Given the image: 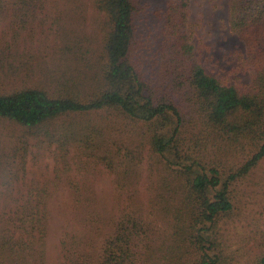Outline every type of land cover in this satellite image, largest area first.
<instances>
[{
	"label": "trees",
	"instance_id": "trees-1",
	"mask_svg": "<svg viewBox=\"0 0 264 264\" xmlns=\"http://www.w3.org/2000/svg\"><path fill=\"white\" fill-rule=\"evenodd\" d=\"M188 14V0H165L146 24L147 48L135 0H0V264H45L60 195L58 264H230L218 224L235 182L264 158V0H230L248 92L206 72ZM74 114L85 116L64 119ZM101 117L105 125L91 123ZM192 132L251 154L225 174L196 157ZM135 138L156 156L166 198L135 200ZM51 147L52 168L28 177V163ZM98 169L118 176L119 209L96 200Z\"/></svg>",
	"mask_w": 264,
	"mask_h": 264
},
{
	"label": "rangeland",
	"instance_id": "rangeland-1",
	"mask_svg": "<svg viewBox=\"0 0 264 264\" xmlns=\"http://www.w3.org/2000/svg\"><path fill=\"white\" fill-rule=\"evenodd\" d=\"M135 3L141 14L140 32L146 47L150 48L148 37L144 35V31H147L146 24L157 23L155 16L161 14L165 0H135ZM188 11V22L193 30L191 38L193 53L206 72L224 84L236 85L240 92L251 91V74L243 64L245 46L229 26L230 0H188ZM87 23L85 33L91 35L94 24H92L90 11L87 14ZM39 37L40 34L36 31L33 36L34 52ZM84 116L85 114H74L64 119L72 118V123L76 124ZM102 120L103 117L91 123L103 126L105 122ZM186 136L191 139L190 144L198 150V153L195 151L196 155L198 154L196 157H203L205 163L218 165L225 174L241 165L252 150L250 145L245 148L227 146L219 138L212 140L211 137L193 132L187 133ZM29 142L32 144L31 152L37 155L36 139L29 138ZM127 143L130 142L127 141ZM131 148L139 152L140 158L137 177L135 171L132 177L129 176L131 184L136 189L137 198L135 196V200L140 199L139 201L145 203L149 191L160 192L166 198L167 189L157 183L156 156L151 154L138 138H135V143ZM46 149V152L37 156L39 162L35 165L28 163V177L38 173V170L44 168L45 165L49 168L54 165L50 158V151L53 147ZM95 176L94 190L101 208L117 205L119 209L125 200L116 195L115 186H117L118 176L109 174L105 169H98ZM126 188L130 189V185ZM232 195L234 197L233 209L218 224L220 235L218 241L221 243L223 253L227 254L230 264H252L256 257L264 254V158L247 176L235 182ZM62 201L64 197L60 195L52 198L50 202L52 210H50L51 219L45 238V264H58L59 262L58 241L62 222L60 218Z\"/></svg>",
	"mask_w": 264,
	"mask_h": 264
}]
</instances>
